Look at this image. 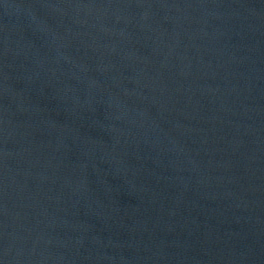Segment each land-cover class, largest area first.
<instances>
[{
  "label": "water",
  "instance_id": "1",
  "mask_svg": "<svg viewBox=\"0 0 264 264\" xmlns=\"http://www.w3.org/2000/svg\"><path fill=\"white\" fill-rule=\"evenodd\" d=\"M3 264H264V0H0Z\"/></svg>",
  "mask_w": 264,
  "mask_h": 264
}]
</instances>
